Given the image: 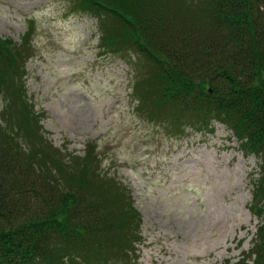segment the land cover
Returning a JSON list of instances; mask_svg holds the SVG:
<instances>
[{
	"label": "trees",
	"instance_id": "trees-1",
	"mask_svg": "<svg viewBox=\"0 0 264 264\" xmlns=\"http://www.w3.org/2000/svg\"><path fill=\"white\" fill-rule=\"evenodd\" d=\"M74 2L98 17L101 41L132 50L144 68L136 106L167 107L181 129L219 118L258 156L261 223L249 255L264 264V0ZM28 39L0 38V264H131L139 213L113 190L117 179L93 171L92 145L79 160L43 139L20 80Z\"/></svg>",
	"mask_w": 264,
	"mask_h": 264
},
{
	"label": "rangeland",
	"instance_id": "rangeland-1",
	"mask_svg": "<svg viewBox=\"0 0 264 264\" xmlns=\"http://www.w3.org/2000/svg\"><path fill=\"white\" fill-rule=\"evenodd\" d=\"M74 1L0 0V38H29L20 80L45 142L79 160L92 145L93 171L129 193L140 236L131 264H251L258 156L219 118L181 129L167 107L136 106L144 68L132 50L101 41Z\"/></svg>",
	"mask_w": 264,
	"mask_h": 264
},
{
	"label": "bare ground",
	"instance_id": "bare-ground-1",
	"mask_svg": "<svg viewBox=\"0 0 264 264\" xmlns=\"http://www.w3.org/2000/svg\"><path fill=\"white\" fill-rule=\"evenodd\" d=\"M253 230H254V225L252 226ZM254 232V231H253Z\"/></svg>",
	"mask_w": 264,
	"mask_h": 264
}]
</instances>
